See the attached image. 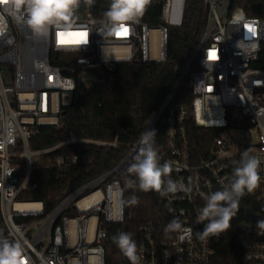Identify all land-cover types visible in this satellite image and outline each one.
I'll use <instances>...</instances> for the list:
<instances>
[{
    "label": "built area",
    "instance_id": "1",
    "mask_svg": "<svg viewBox=\"0 0 264 264\" xmlns=\"http://www.w3.org/2000/svg\"><path fill=\"white\" fill-rule=\"evenodd\" d=\"M110 2L80 4L73 19L75 30L86 33V42L68 45L58 43L55 28L46 35L34 33L20 18L23 8L17 13L10 0H0V236L19 241L29 264H106L103 226L125 218L123 197L130 183L113 179L119 167L77 188L48 214L43 203L19 199L37 188L31 184L32 174L51 165L52 152L80 142L69 140L44 149L31 145L42 127H60L63 109L72 103L79 82L90 89L121 63L167 62L170 32L183 26L187 5V0H151L138 22L117 36L107 31ZM233 2L203 0L205 32L145 129L165 117L168 153L159 156L160 163L172 166L165 179L188 191L166 197L148 193L160 196L168 215L191 233L166 234L153 224L141 226L139 264H217L215 245L223 233L201 239L207 221H199V210L211 193L228 186L233 162L246 150L260 159L261 180L242 198L259 209L247 207L244 216L248 209L255 216L238 222L237 264H264V229L257 227L264 219V68L259 67L264 64V20L247 16ZM2 67L13 75L16 90L6 85ZM187 76L190 107L174 104ZM188 122L214 133L200 152L191 144ZM138 148L139 144L131 149L129 159ZM76 161L74 157L72 163ZM55 164L62 167L64 159L57 158Z\"/></svg>",
    "mask_w": 264,
    "mask_h": 264
},
{
    "label": "trees",
    "instance_id": "2",
    "mask_svg": "<svg viewBox=\"0 0 264 264\" xmlns=\"http://www.w3.org/2000/svg\"><path fill=\"white\" fill-rule=\"evenodd\" d=\"M233 6L242 8L249 17L264 20V0H234ZM206 25L203 0H187L183 26L170 32L167 62L121 63L114 71L104 72L90 89L79 82L72 103L63 109L60 127H42L40 134L31 140V145L34 149H44L69 140L80 142L64 145L52 152L49 155L51 165L32 174L31 184H37V188L23 192L19 199L43 203L48 214L77 188L120 167L178 82ZM259 67L264 68V64H259ZM191 101V79L187 76L176 92L174 104L190 107ZM187 128L191 144L199 152L204 149L205 139L214 135L200 131L192 122H188ZM152 129L157 132L154 147L158 155H166L165 117ZM137 152L114 174L113 179L130 184L135 180L128 168ZM60 157L65 162L62 167L55 164ZM74 157L77 161L73 164ZM132 196H136L138 202L129 205L127 201ZM123 203L124 221L103 226L107 233L104 244L106 264H131L113 242V236L121 232L131 233L138 250L142 239L141 226L153 224L164 231L173 220L160 196L141 191L138 187L130 186L125 190ZM247 207L259 209L249 200L240 199L239 210L230 221V228L222 232V239L215 245L217 264L238 263L237 225L244 219ZM72 210L68 214H73Z\"/></svg>",
    "mask_w": 264,
    "mask_h": 264
},
{
    "label": "clouds",
    "instance_id": "3",
    "mask_svg": "<svg viewBox=\"0 0 264 264\" xmlns=\"http://www.w3.org/2000/svg\"><path fill=\"white\" fill-rule=\"evenodd\" d=\"M10 2L15 12L19 13L22 8L24 9V15L20 18L34 33L46 35L51 28H55L57 32L64 34L60 37L66 41L63 44L79 45L86 42L82 36L77 35L83 32L75 30L73 16L82 2L90 6L94 0H10ZM150 2L151 0H111L105 12L108 33L117 34L122 28L128 31L131 24L138 22L144 15ZM156 135L155 129H148L141 134L138 152L128 168V172L135 176L130 186L138 187L144 192L155 191L162 197L178 191H188L171 178L165 179L169 177L172 166L168 162L160 163V157L154 147ZM233 164V173L228 186L211 193L199 210V221L201 223L207 221L200 233L201 239L228 230L231 226L230 221L239 210L240 199L259 186L261 177L258 170L261 161L257 156L251 155L246 150ZM137 202L136 196H132L127 201L129 205ZM257 227L264 229V219L257 222ZM164 231L166 234L191 233V229L184 228L179 219L169 222ZM112 239L131 264H139L137 245L131 233L121 232ZM0 264H29L19 241H10L0 236Z\"/></svg>",
    "mask_w": 264,
    "mask_h": 264
},
{
    "label": "rangeland",
    "instance_id": "4",
    "mask_svg": "<svg viewBox=\"0 0 264 264\" xmlns=\"http://www.w3.org/2000/svg\"><path fill=\"white\" fill-rule=\"evenodd\" d=\"M4 69L3 71V74H4V79H5V82H6V85L8 87H12L14 88V90H16V86H15V82H14V78H13V75L7 70L6 67H2ZM237 133L236 132H233L231 135H236ZM35 164V163H34ZM106 243V241L104 240L103 241V245Z\"/></svg>",
    "mask_w": 264,
    "mask_h": 264
},
{
    "label": "snow or ice",
    "instance_id": "5",
    "mask_svg": "<svg viewBox=\"0 0 264 264\" xmlns=\"http://www.w3.org/2000/svg\"><path fill=\"white\" fill-rule=\"evenodd\" d=\"M248 30H249L250 33L254 32V29H253V28H249ZM126 33H127V29H123V28H122L121 31L117 32V36H120V35H122V34H126ZM77 35L82 36L83 39L86 37V33H78ZM57 36H58V37H63L64 34L58 32V33H57ZM58 43L63 44V43H66V41L63 40V39H59V40H58ZM210 59H215V54H214V53H210Z\"/></svg>",
    "mask_w": 264,
    "mask_h": 264
},
{
    "label": "water",
    "instance_id": "6",
    "mask_svg": "<svg viewBox=\"0 0 264 264\" xmlns=\"http://www.w3.org/2000/svg\"><path fill=\"white\" fill-rule=\"evenodd\" d=\"M63 115V114H62ZM154 124V123H153ZM152 124V125H153ZM128 160H129V158H127L121 165H120V167H119V169L121 168V167H123L127 162H128ZM245 216L246 217H254L255 216V214H254V212L252 211V210H246V213H245Z\"/></svg>",
    "mask_w": 264,
    "mask_h": 264
}]
</instances>
